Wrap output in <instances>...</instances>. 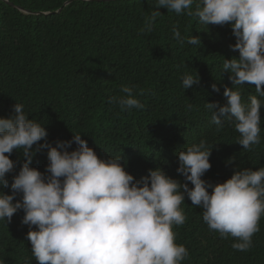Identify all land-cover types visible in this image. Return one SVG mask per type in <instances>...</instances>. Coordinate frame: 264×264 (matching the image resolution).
Wrapping results in <instances>:
<instances>
[{"label":"trees","instance_id":"16d2710c","mask_svg":"<svg viewBox=\"0 0 264 264\" xmlns=\"http://www.w3.org/2000/svg\"><path fill=\"white\" fill-rule=\"evenodd\" d=\"M10 1L24 9L0 0V117H10L14 104L22 103L29 118L46 128L53 146L81 134L100 158L121 155L136 179L159 167L193 187L176 171L177 153L202 139L214 147L212 167L202 177L209 183H223L236 169L264 167V109L261 143L245 151L236 143L234 123L224 120L217 132L205 107L206 102L224 105V89L233 87L229 73L221 72L224 58L239 57L230 47L236 38L229 25H201L161 7L155 9L162 15L153 31L145 34L140 29L156 0ZM174 25L182 36H199L201 45L181 46L173 39ZM186 72H197L199 85L183 89ZM125 85L134 94L143 90L137 95L143 110L122 112L110 102L124 95ZM239 87L245 100L256 95L254 85ZM76 147L73 143L68 151ZM10 159L16 167L6 176L9 187L0 189L6 194H11L12 178L24 162L17 151ZM47 164V149L36 152L31 167L45 172ZM182 207L188 219L174 231L176 242L190 251V260L183 264H264V217L252 249L240 252L232 248L234 238L222 239L208 229L203 210L187 196ZM23 215L19 210L10 223H0V264H37Z\"/></svg>","mask_w":264,"mask_h":264},{"label":"clouds","instance_id":"9594fccd","mask_svg":"<svg viewBox=\"0 0 264 264\" xmlns=\"http://www.w3.org/2000/svg\"><path fill=\"white\" fill-rule=\"evenodd\" d=\"M161 7L195 18L201 25L230 26L236 38L230 47L239 57H223L221 72L229 73L233 87H225L224 105L206 102L205 107L217 132L224 120L231 121L239 133L236 143L253 151L261 143L264 109V0H156L142 33L153 31L162 15L155 9ZM172 33L181 46L201 45L199 36H182L178 25ZM181 80L185 90L200 83L197 72H186ZM245 84L254 85L256 92L247 100L239 87ZM211 87L220 91L216 84ZM121 92L124 95L110 101L120 111L144 109L137 98L143 90L134 94L133 87L125 85ZM13 112L0 117V189L9 187L6 176L16 167L11 154L20 152L24 162L12 178L11 194L0 190V223L7 225L23 210L21 222L29 228L27 240L37 264H183L190 260V251L176 242L174 228L188 219L182 207L185 196L203 210L210 231L222 239L234 238V250L252 249L264 217V167L236 169L223 183H209L202 177L212 167L214 147L202 139L177 153L176 171L193 187L159 167L136 179L126 171L121 155L100 158L75 133L71 140L53 146L46 128L29 118L22 103L16 102ZM73 143L77 147L68 151ZM42 149H47L45 172L31 167Z\"/></svg>","mask_w":264,"mask_h":264},{"label":"water","instance_id":"95a60500","mask_svg":"<svg viewBox=\"0 0 264 264\" xmlns=\"http://www.w3.org/2000/svg\"><path fill=\"white\" fill-rule=\"evenodd\" d=\"M5 1H7L9 4H11V5H13V6H15V7H21L20 5H17V4H15V3H13V2H11L10 0H5ZM72 1V0H71ZM71 1H68L66 4H65V6L68 4V3H70ZM65 6H63L58 12H61V11H63V9L65 8ZM22 9H24L23 7H21ZM54 12H57V11H54ZM47 14H49V13H53V11H48V12H46Z\"/></svg>","mask_w":264,"mask_h":264}]
</instances>
